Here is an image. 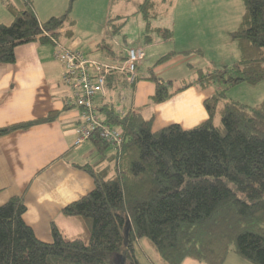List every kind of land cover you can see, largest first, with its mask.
Returning <instances> with one entry per match:
<instances>
[{"label": "trees", "instance_id": "trees-1", "mask_svg": "<svg viewBox=\"0 0 264 264\" xmlns=\"http://www.w3.org/2000/svg\"><path fill=\"white\" fill-rule=\"evenodd\" d=\"M3 1L12 22L0 24V64H11L17 46L40 40L54 46L53 36L71 23L68 14L76 0H68L64 14L42 23L31 1L23 0L21 9ZM242 1L241 21L232 33L239 53L235 64L214 71L213 79L205 69L194 81L163 83L152 72L145 79L155 85L152 104L191 86L202 91L218 85L202 102L207 118L188 129L170 123L153 130V117L135 111L118 116L105 109L102 123L120 131V152L114 150L101 164L110 146L93 130L89 141L100 161L76 166L91 177L93 189L62 210L79 221L82 234L69 238L51 225V242L40 241L22 219L23 198L12 196L0 205V264H141L135 247L143 238L165 264L186 259L224 264L229 253L264 264V99L255 106L224 100L227 87L264 79V0ZM153 7V0H142L137 10L146 21V44L153 42L148 32L161 30L147 21ZM125 23L126 16L109 19L111 35ZM161 37L170 38L171 31ZM58 114L1 127L0 137Z\"/></svg>", "mask_w": 264, "mask_h": 264}, {"label": "crops", "instance_id": "crops-1", "mask_svg": "<svg viewBox=\"0 0 264 264\" xmlns=\"http://www.w3.org/2000/svg\"><path fill=\"white\" fill-rule=\"evenodd\" d=\"M28 1L41 23L64 14L68 7V0ZM114 1L76 0L68 14L71 23H65L53 36L60 45L88 57L98 53L104 59H123L127 49L143 48L145 55L137 68L136 82L128 85L122 76L111 77L105 98H94V113L99 121L105 120V109H111L118 116L135 111L147 118L153 117V130L170 123L188 129L204 121L207 113L202 102L214 91V86L202 91L191 86L163 103L152 104L149 97L155 85L145 80L152 72L163 83L178 82L206 69L207 62L200 48L194 43H184V27L174 24L172 29L169 25L163 27L171 29L170 38L155 39L153 35V42L149 44L142 40L144 30L133 42L126 40L124 33L125 43H133L124 48L120 37L111 35L107 25L112 18ZM12 2L24 8L23 0ZM116 13L114 17L125 16L120 11ZM11 22L12 16L5 2L0 0V24ZM170 52L177 54L156 64ZM14 55L13 63L0 64V128L41 120L53 112L59 114L52 121L36 123L0 137V205L12 196H21L26 207L22 219L42 242H51V225L66 237L80 236L83 230L79 221L64 215L62 210L93 189L91 177L76 166L95 165L101 155L89 140L75 145L80 112L66 105L70 93L62 83L63 66L54 58L52 43L40 40L20 45ZM117 103L120 105L115 110L113 105ZM112 152L114 149L109 147L100 163L108 162ZM244 262L237 256H227L224 264H246ZM183 264L200 263L186 259Z\"/></svg>", "mask_w": 264, "mask_h": 264}, {"label": "rangeland", "instance_id": "rangeland-1", "mask_svg": "<svg viewBox=\"0 0 264 264\" xmlns=\"http://www.w3.org/2000/svg\"><path fill=\"white\" fill-rule=\"evenodd\" d=\"M138 2L140 0H115L113 3L111 17L115 18L116 12L120 11L127 18L124 27L113 34V36L120 37L124 48L133 45V43L129 45L125 43L124 37L122 38L124 33L127 37L126 40H132L131 42L138 40L139 32L141 33L142 30H144L142 40L146 34V21L137 12ZM153 2L154 7L152 12H149L147 21L152 28H161L160 33L148 32L150 35L156 36L155 39L163 38L161 36L164 33L165 25H169L171 29L173 24L179 28L183 26L185 30L182 37L183 42L187 45L194 43L195 46H198L197 49L200 48L204 54V60L207 62L208 69L206 68L204 71L211 79L215 77L214 71L230 68L237 62L239 53L232 33L241 21L244 7L242 0H153ZM171 29L169 28V30ZM89 56L96 61H106V58L100 57L98 53ZM195 78L193 75L185 80L194 81ZM217 86L214 85L212 90ZM263 99L264 79L254 85L240 83L230 86L224 92V100L235 101L246 106L258 105ZM116 101L118 102L117 99ZM118 104L113 105L115 110ZM135 250L141 264H165L159 258L154 246L145 238L140 239ZM228 256L237 255L229 253ZM243 261L246 264H251L246 260Z\"/></svg>", "mask_w": 264, "mask_h": 264}, {"label": "built area", "instance_id": "built-area-1", "mask_svg": "<svg viewBox=\"0 0 264 264\" xmlns=\"http://www.w3.org/2000/svg\"><path fill=\"white\" fill-rule=\"evenodd\" d=\"M144 55L141 47L129 48L123 59L108 58L100 62L54 42V58L63 66L62 83L70 93L66 105L76 107L80 112L75 145L89 140L91 132L98 129L106 144L120 152V131L99 121L94 113L93 100L95 97L105 98L108 77L122 76L128 85H133Z\"/></svg>", "mask_w": 264, "mask_h": 264}]
</instances>
